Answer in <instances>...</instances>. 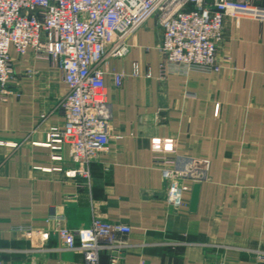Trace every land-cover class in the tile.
I'll list each match as a JSON object with an SVG mask.
<instances>
[{
  "label": "crops",
  "instance_id": "1",
  "mask_svg": "<svg viewBox=\"0 0 264 264\" xmlns=\"http://www.w3.org/2000/svg\"><path fill=\"white\" fill-rule=\"evenodd\" d=\"M161 40L152 17L124 58L100 64L110 143L90 163L88 181L68 177L76 166L66 148L45 146L49 129L64 125L61 71L10 50L14 80L0 101V264H85L59 250L57 227L46 222L59 214L71 230L93 219L129 225V235L116 237L127 246L117 264H264V22L224 21L217 56L233 68L214 75L169 68L161 79ZM113 72L127 76L118 89ZM153 149L174 151L178 166L191 170L186 208L165 202ZM110 258L102 253L99 264Z\"/></svg>",
  "mask_w": 264,
  "mask_h": 264
},
{
  "label": "built area",
  "instance_id": "2",
  "mask_svg": "<svg viewBox=\"0 0 264 264\" xmlns=\"http://www.w3.org/2000/svg\"><path fill=\"white\" fill-rule=\"evenodd\" d=\"M152 17L162 30L156 47L163 57L160 78L167 69L214 75L233 68L231 59H219L217 48L224 35L226 19L264 22V5L254 0H0V101L10 94L14 70L10 50L23 57L45 61L61 71L67 94L62 101L64 125L52 127L45 146L52 151L66 148L76 169L69 178L90 179L89 165L105 153L110 143V106L106 96V58L122 59L129 52L128 40ZM131 76H138L133 67ZM127 76L111 73L115 88ZM153 161L166 183L165 202L186 208L190 169L178 166L174 151L153 149ZM56 225L59 250L81 255L85 264H99L102 253L117 264L127 246L117 236L129 235L127 224L93 219L88 228L71 230L63 215L46 219ZM12 233L35 235L31 227H15ZM264 259V256L259 257Z\"/></svg>",
  "mask_w": 264,
  "mask_h": 264
},
{
  "label": "water",
  "instance_id": "3",
  "mask_svg": "<svg viewBox=\"0 0 264 264\" xmlns=\"http://www.w3.org/2000/svg\"><path fill=\"white\" fill-rule=\"evenodd\" d=\"M198 194H199V185L195 184V185H193V188H192L190 205H189V209L191 212H195V210H196L197 201H198Z\"/></svg>",
  "mask_w": 264,
  "mask_h": 264
}]
</instances>
